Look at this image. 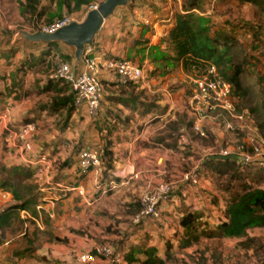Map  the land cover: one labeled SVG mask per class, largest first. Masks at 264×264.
<instances>
[{
  "label": "crops",
  "instance_id": "obj_1",
  "mask_svg": "<svg viewBox=\"0 0 264 264\" xmlns=\"http://www.w3.org/2000/svg\"><path fill=\"white\" fill-rule=\"evenodd\" d=\"M177 1V3L174 0L128 2L124 6L116 7L113 13L104 19L91 44L93 54L100 59L109 57L130 59L142 67L144 78L138 83L121 85L117 83L113 74L102 70L99 79L104 92L97 118H90L85 104L76 107L70 114L65 107L52 108L53 97L71 94V88L62 90L58 95L57 90L61 87L60 85L44 91L51 70L46 72L41 66L24 65L30 58L40 56L48 42H32L21 37H12L4 28L6 24L0 22V99L3 103L0 106V114L3 115L0 118V135L3 132L5 138V127L18 128L23 125H18L17 122L35 124L38 119L46 118V114L59 115L62 119L60 125H49L56 126V129H52L51 137L57 135L59 138L56 145L49 147L33 139L35 134L44 135V131L47 130V127L38 126L37 128L35 124V131L31 137L32 151L45 155L51 163L49 173L43 178L39 179L34 175V165L23 162L21 153L15 147L0 148V156L3 157L6 167L22 165L29 168L31 171L29 182L35 183L34 190L37 195L35 204L37 214L33 215L26 209H17L13 211L14 217L10 225L1 231L0 264H72L73 252H87L96 244V238L92 232L101 231L102 225L97 226L90 219L99 213L102 200H106L108 194L118 192L138 178L134 169L143 160L144 152L135 147L137 144L141 143L142 149L162 150L161 155L153 154L150 157L151 162L156 164L160 161L166 162L167 154L178 148H186L185 144L189 146L187 148L196 147V144L193 146V142L200 136L193 131L192 126L188 127L191 121L193 125L196 118L194 115L185 124L182 120L176 119L171 129L165 128L164 125L154 127L159 122L167 123L175 119L170 112L178 106L177 102L185 97L183 93L186 83L190 86L191 82L196 81L192 78H197L196 72L185 71L182 63L173 59L171 45L166 41L167 33L174 25L175 13L183 12L179 0ZM46 3V0H41V7H46ZM49 3L56 5V0H50ZM171 3L175 6L174 10L170 9ZM242 3L243 7L245 4H251L243 1ZM88 6L81 5L78 10L70 12L74 21L81 22L84 19ZM62 11L65 13L67 10L62 8ZM42 17L34 16L32 19L41 20ZM213 18L216 22L224 19L217 15ZM35 31L37 30L27 32ZM216 32H220V28H214L212 33ZM56 43L46 57L47 60H54L57 63L65 60L75 72L81 71L82 60H76L75 48L62 41ZM11 69H14L15 78L10 77ZM149 74L152 75L149 77ZM187 79L189 82H186ZM42 97L46 98V104L41 102ZM189 103L191 104L190 99ZM220 111L213 112L202 120V127H205L206 123L211 124L213 129L211 127L209 129L213 131L212 136L220 143V149L214 153L210 152L211 148L208 146H203V151L209 156H220L221 149L229 150L230 148L227 142H224L229 133L225 128L227 121L223 119ZM183 121L186 120L183 119ZM218 121L221 122L222 129L219 123L215 124ZM177 132L180 133L177 135ZM206 133L210 134L208 130ZM80 137L83 138L81 139L83 147L79 144L74 148ZM45 143H49L48 138ZM95 143L97 146H93ZM91 147L97 149L101 157L105 149L110 151V168L104 169L105 177L103 174L97 176L92 171L85 176H80L78 173V151ZM26 155L29 156L30 152H26ZM205 155H203L205 159L209 157ZM204 157H201L199 163L205 161ZM114 168L116 172L112 174L111 171ZM108 173H111L114 178ZM151 180L152 178L148 181L151 182ZM179 181L182 180L179 179ZM202 181L200 178L199 186ZM111 182L114 184L112 188L109 185ZM79 185L82 186V194L78 191ZM187 189L192 191L193 197L185 202L184 211H175L176 207L183 206L181 199L177 196L160 204L161 211L173 215L177 222L186 210L203 212L206 207L200 201L205 198L204 192L193 190L191 186ZM180 192L183 195L185 193L183 188ZM136 203L137 200L132 196L125 195L118 200L117 204L109 208L105 206L106 204L103 205L104 212L108 211L111 217L117 219L119 228H115L116 235L113 236L129 240L132 248H142L141 244H138L139 240L141 236L147 234L148 247H155L158 255H160L159 249H162L164 253L165 242L162 241V237L168 238L167 234L173 231L169 225L170 220L167 223L159 220L161 227L154 226L150 218H143L140 224H133L132 218L138 213ZM14 204L16 201L10 189L0 188V212ZM16 222H18V228L13 226ZM47 223H50L48 227ZM83 228L86 229V233ZM177 228L181 229L179 224ZM47 229H50L52 234L35 244V236ZM79 231L82 235H76L75 232ZM9 234L13 236L8 238ZM22 236L24 240L19 239ZM15 240L20 242L17 243ZM132 248L125 249V252ZM95 264L108 263L98 258Z\"/></svg>",
  "mask_w": 264,
  "mask_h": 264
},
{
  "label": "rangeland",
  "instance_id": "obj_2",
  "mask_svg": "<svg viewBox=\"0 0 264 264\" xmlns=\"http://www.w3.org/2000/svg\"><path fill=\"white\" fill-rule=\"evenodd\" d=\"M0 1H3L0 3V22L6 24L4 28L11 34L12 37H14L15 33L18 31L37 30L39 25L48 24V22H50L52 19L63 14H67V11H65L64 13L56 5L50 4V0H46V14L44 13L42 15L43 17L41 16L42 19H29V17L21 16L17 0ZM102 1L103 0H94L93 3L99 4ZM158 1L160 2L164 0ZM183 1L184 0H179L181 9L183 8ZM174 2L177 3L178 1L174 0ZM199 2L201 9L193 11L201 14V16L203 17V21L209 25L211 31H213L214 28H220V32L224 31L228 34H232L236 39L233 50L238 56H240L239 58L244 57L249 61L246 66L248 69H246L243 78L245 86L248 89L246 96L241 99L237 97L233 99L234 109L231 114H228L225 111H220L222 113L221 115L223 119L231 123L233 127V129L228 130V137L224 140V142H227V146H230L228 150L229 155L238 157L242 151L251 153L253 152L251 148L252 144H257L260 147L261 151L264 152V138L255 129L252 121V116L250 115V117H244L243 119L237 118L242 110H248V108H252L256 104L261 106L264 103V2L262 1L261 5L245 4L244 7L242 1L240 0H199ZM174 8V4L171 3L170 9L174 10ZM207 11H210V13H207ZM68 14L70 13L68 12ZM215 15L224 19H222V21L220 22H216L213 18ZM12 62L13 61H11V63ZM56 65L57 62H55L54 60L51 61V69L49 70L55 69ZM10 74L11 78L12 76L15 78L16 74L14 72V69H11ZM151 75L149 74V77ZM199 77H201V75H197V78ZM196 79L194 77L192 78V80ZM186 82H189V79H187ZM186 84L187 86L185 87L183 93L185 97L182 98L180 102L178 101V106L170 112L171 115L175 116V119L167 121V123H164V121L159 122L154 127L164 125L165 128L171 129L174 124L173 122H175L176 119L182 120V122H184L183 124H185L188 119L194 115L192 106L189 103V99L191 100L194 93L196 92L197 84L195 82H191V88L188 83ZM154 96H157V94H154ZM41 100L43 104H46L45 97H42ZM1 101L2 100L0 99V106H2L3 104ZM46 116V118L42 117L38 119V122L34 121L37 128L38 126H41L43 128L47 127V130L44 131V135L35 134L33 136V139L37 140L41 145L49 147L56 145L59 140L57 135L51 137V133L54 129H56V126L50 127L49 125H60V123H62V119H60L59 115L57 116L46 114ZM97 117H99L98 114L95 118ZM183 119L186 121H183ZM95 123H97V121H95ZM218 123L219 127L222 129L221 122H215L216 125ZM17 124L21 125L24 123L17 122ZM202 124L203 122L201 121L200 125L203 126ZM210 127L213 129L210 123H206V126L202 127L203 132H205V136L203 137V139L198 137V140L193 142V146L196 144L195 148H187L189 146L185 144L186 148H178L177 150H173L171 153L166 155L167 161H160L159 164L151 162L150 157L153 154L161 155L162 150L146 148H143V150L141 148V143L135 146L137 149H140L141 152H144L142 157L143 160H141L139 162V166L134 169V172H137L138 174V178L131 181L127 186H125V188L119 190L118 192L108 194L107 199L102 200V207H99V213L95 214L90 219L93 220L97 226H103H101V231L92 232L96 238V244L108 243L113 247L122 250L123 253H125V249H128L129 247L132 248V244L129 242V240L125 238L119 239L118 236H113L116 235L114 234L115 228H119L117 226V219L111 217V214L108 211L104 212V210L102 209L104 208L103 205L106 204L105 206L109 208L112 205L117 204L118 200L125 195L132 196L137 200V202H139L142 194L153 190L160 183H166L170 185V187H172V190L170 192V196L168 198H165L162 202L170 201L173 196L179 197V199H181L182 201L183 206L179 208L176 207V212L184 211L186 207L184 205L185 202L189 198L193 197L192 191H188L187 189L189 186H191L193 190L201 193L204 192L203 196L205 195V198L200 199V201H202L201 203L204 207L206 206L203 212L204 217L207 219L209 225L203 227V229L201 230L202 232L204 230V232L206 233H201L198 242L193 243L190 246L180 248L178 247V244L182 241L181 239L183 237V230L182 228L178 230V222L174 219V216L168 215L166 212L161 211L159 205V218L157 220H153L151 223L154 226L161 227L158 222L159 220L165 223L170 220L169 225L173 231L171 232V234H167L168 238H165L164 236L162 237V241L169 242L171 244L169 255H165V253L161 251L162 249H159L160 255L156 253V257H154L156 262L155 264H264V228L251 229L248 231V234L245 238L240 239L214 236L209 237L207 235V230L213 228V224H215V222L221 221L223 219L221 207L225 205L228 197L231 194L240 190L241 184V181L236 180H230L229 182L228 177L218 176L217 174L212 173L207 167L203 168L202 163H199L201 157H204L203 155L208 154L207 152L203 151V146H208L209 148H211L210 152L212 153L220 149V143L219 141H216V139L212 136L213 134L211 132L213 131H210L212 130L209 129ZM206 130L210 132L211 136L210 134L206 133ZM189 132L191 134L190 130ZM179 133L177 132L176 134L178 135ZM47 138L49 143H45ZM81 139L83 138L80 137L78 144L73 146L74 148H76V146L79 144L80 147H83V145L81 144L83 141H81ZM242 143L245 145V147L244 149L240 150L238 146H240ZM223 144L224 143H222V145ZM93 146H97V144L95 143V145ZM0 148H7L4 142L3 132L0 135ZM149 159L150 161H147ZM203 159H205V157ZM4 164L5 163L3 161V157L0 156V180L3 176H5L1 171L3 167H6ZM196 170H199V176L203 180L200 186L199 184L193 186L188 182L182 180L184 174ZM258 170L259 167H256L255 169H251L250 167H248L247 169H245V180L248 183H258L260 177L263 176V173L257 175ZM111 172L112 174H115L116 168L112 169ZM112 174L108 173L109 176H112ZM180 175L181 177H179ZM105 176L106 175H104V177ZM112 177L114 178V176ZM146 177L149 179H147ZM150 178H152L151 182L148 181L150 180ZM179 179H181L182 181L180 182ZM204 181H206V183ZM31 184L35 187V183L33 181L31 182ZM202 186L207 187L208 189L204 190V187ZM261 186H264V182L261 183ZM181 188H183V191H185L184 195L182 192H180ZM214 201H217V203L215 204ZM205 211L207 213H205ZM46 225L48 227L50 223H47ZM13 226L14 228H18V222L14 223ZM30 227L32 228L33 226L31 225ZM83 231L86 233V229L83 228ZM75 233L77 235L80 234L81 231ZM50 234H52V231H50V229H47V231L44 232H40L35 236V244H38L42 240L48 238ZM9 236L13 235L9 234L8 238H10ZM22 238L24 237H19L20 240H24ZM250 238H253V241H249L248 239ZM147 239V234L143 235L141 236V239L138 243L141 244L142 248L144 249L148 248V244L146 243ZM20 240L15 241L18 243L20 242ZM156 252H158V250H156ZM77 254L80 253H72L73 260L74 256ZM136 255L138 256V253H136ZM141 256L143 255L139 253V257ZM93 264H95V262Z\"/></svg>",
  "mask_w": 264,
  "mask_h": 264
},
{
  "label": "trees",
  "instance_id": "obj_3",
  "mask_svg": "<svg viewBox=\"0 0 264 264\" xmlns=\"http://www.w3.org/2000/svg\"><path fill=\"white\" fill-rule=\"evenodd\" d=\"M92 1L56 0V6L60 10L65 8L70 13L78 10L81 5H89ZM240 1L261 5L263 0ZM17 2L21 16L29 17V19H32L34 16L40 18L46 12V7H41V0H17ZM182 7L183 12L175 13L174 25L169 29L166 37V41L171 45L173 59L180 61L185 71H194L196 75L206 73L208 67L214 65L217 72L230 84L232 98L237 97L241 99L245 97L248 89L245 86L243 78L246 69H248L246 66L249 61L244 57L239 58L240 56L233 50V46L236 43L234 36L226 32L212 33L209 25L203 21L201 14L193 11L201 9L199 0H184ZM56 44V42H48L44 46V50L40 56L30 58L24 65L30 67L41 66L44 71L48 72L51 69V61H48L46 57ZM47 81L44 91L56 88L57 85L61 86L57 90V95L62 90L70 87L63 80L53 81L48 79ZM54 97L52 108L65 107L68 114L76 108L73 104V93ZM248 110L252 116L254 127L264 138V103L261 106L256 104L252 108H248ZM190 126H193L192 121L188 124V127ZM197 135L200 136L199 134ZM200 137L203 138V136ZM241 145H243L242 149H244L245 145L243 143ZM101 160L104 168L109 169V150L105 149ZM202 166L203 168L207 167L218 176L228 177L229 182L230 180L241 181L240 190L231 194L225 205L221 207L223 219L215 222L213 224L214 227L207 230V235L209 237L240 239L245 238L251 229L264 228V186H261V183L264 182V166L256 162L255 159L250 160L248 163H243L240 158L232 155L209 156L202 163ZM248 167L251 169L259 167L257 175L263 173L258 183H248L245 180L244 170ZM1 171L5 176L0 180V188L10 189L16 204L0 212V231L10 225L14 217L13 211L17 209H26L33 215L37 214L35 210L37 195L34 192V186L29 182L31 177L29 168L22 165H13L8 168L3 167ZM135 205L139 212L141 208L140 201ZM178 224L183 230L182 241L178 244L180 248L198 242L201 233L204 232V230L203 232L201 230L203 227L209 225L207 219L204 217V212L192 209L186 210L179 217ZM248 240L253 241V238ZM170 250L171 244L165 242V255H169ZM136 253H141L143 256L137 257L135 256ZM156 253L155 247L145 249L132 248L124 253V264L134 262L139 264H155L154 257H156Z\"/></svg>",
  "mask_w": 264,
  "mask_h": 264
},
{
  "label": "built area",
  "instance_id": "obj_4",
  "mask_svg": "<svg viewBox=\"0 0 264 264\" xmlns=\"http://www.w3.org/2000/svg\"><path fill=\"white\" fill-rule=\"evenodd\" d=\"M264 1V0H263ZM98 3H91L87 11L95 9ZM74 21L70 14H63L61 17L54 18L50 23L39 25L37 30L52 33L60 27H63ZM82 69L75 72L67 61H58L56 68L49 75L50 80H63L70 85L73 93V104L80 107L85 104L87 113L90 118H95L98 114L100 103L103 97V86L99 79L102 70L110 72L116 77L117 83L128 85L138 83L144 78V72L140 65L135 64L127 58L109 57L100 59L93 54L92 45L84 47L82 56ZM196 92L191 98L192 111L195 121L193 130L200 136L205 133L202 130L200 122L209 114L218 110L225 111L228 114L234 109L233 98L231 95L230 84L217 72L214 65H210L206 73L197 78ZM3 115L0 114V118ZM250 117L247 109L237 116L238 119ZM225 128L233 129L231 123L225 122ZM4 142L8 148L19 150L23 158V162L34 165V175L37 178H43L51 169L50 160L43 154L32 151L31 137L35 131V124L27 122L18 128L4 129ZM242 150L243 145L238 146ZM252 153L242 151L238 158L243 163H248L252 159L264 156L257 144H252ZM30 152V155H26ZM220 155H229L227 149H221ZM262 164V163H260ZM264 165V164H262ZM77 169L80 176L87 175L92 171L95 175L100 176L104 171V165L100 157V152L94 148H82L77 154ZM183 181L196 186L200 181L199 172L192 171L184 174ZM110 188L114 187L111 182ZM80 194L83 193L82 186H78ZM172 187L166 183H160L153 190L141 195L139 201L141 208L132 218L133 224H138L143 218L157 220L159 218L158 206L160 203L170 196ZM1 239V231H0ZM98 258L105 260L109 264H124V253L122 250L113 247L108 243H97L87 252H83L74 256L72 264H93Z\"/></svg>",
  "mask_w": 264,
  "mask_h": 264
},
{
  "label": "water",
  "instance_id": "obj_5",
  "mask_svg": "<svg viewBox=\"0 0 264 264\" xmlns=\"http://www.w3.org/2000/svg\"><path fill=\"white\" fill-rule=\"evenodd\" d=\"M133 1L137 0H103L95 9L87 11L81 22L72 21L52 33L40 30L30 33L21 30L16 32L14 36L32 42H65L75 48L74 56L79 61L84 47L93 43L94 36L100 29L104 19L112 14L116 7L124 6ZM255 161L264 164V156L256 158Z\"/></svg>",
  "mask_w": 264,
  "mask_h": 264
}]
</instances>
